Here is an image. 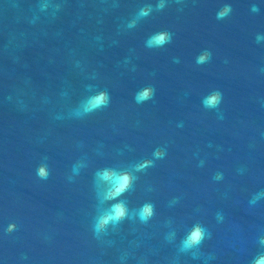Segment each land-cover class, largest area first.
Returning a JSON list of instances; mask_svg holds the SVG:
<instances>
[{
	"label": "water",
	"instance_id": "1",
	"mask_svg": "<svg viewBox=\"0 0 264 264\" xmlns=\"http://www.w3.org/2000/svg\"><path fill=\"white\" fill-rule=\"evenodd\" d=\"M261 258L264 0H0V264Z\"/></svg>",
	"mask_w": 264,
	"mask_h": 264
},
{
	"label": "clouds",
	"instance_id": "2",
	"mask_svg": "<svg viewBox=\"0 0 264 264\" xmlns=\"http://www.w3.org/2000/svg\"><path fill=\"white\" fill-rule=\"evenodd\" d=\"M163 7L162 5L160 6ZM231 6L226 5L223 12H220L217 14V18L221 19L223 18L228 12H230ZM257 9L253 7V11H256ZM141 15H148L147 12H142ZM171 41V34L168 32H158L155 33L148 41V44L150 47H161L165 43H168ZM204 57H200V61H203ZM151 93L150 89L144 90L142 93L138 94L137 100L140 101L142 99L149 98ZM105 96L106 94L101 93L99 96L93 98V100L90 102L91 109H94L96 107L101 106L105 102ZM220 103V96L219 94L212 95L210 97H207L205 99V105L207 107H217ZM39 175L44 177L46 176V172L43 168L39 170ZM111 179L112 185H113V192L112 196H119L122 193H124L130 186L131 178L128 175H116L112 174L109 176V174H105V179ZM126 215V208L123 205V203L116 204L113 206L111 213L103 218V223L107 224L109 221H119L121 218H123ZM152 215V208L151 206H144L141 210V217L147 218L148 216ZM204 237V231L200 227H196L188 236V238L184 241L185 247H191L193 245L199 244ZM257 264H264V258H261V260L257 261Z\"/></svg>",
	"mask_w": 264,
	"mask_h": 264
}]
</instances>
